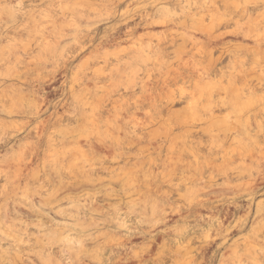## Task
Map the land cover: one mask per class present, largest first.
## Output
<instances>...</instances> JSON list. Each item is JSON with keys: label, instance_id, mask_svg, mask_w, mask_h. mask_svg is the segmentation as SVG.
Instances as JSON below:
<instances>
[{"label": "rangeland", "instance_id": "374dc122", "mask_svg": "<svg viewBox=\"0 0 264 264\" xmlns=\"http://www.w3.org/2000/svg\"><path fill=\"white\" fill-rule=\"evenodd\" d=\"M0 264H264V0H0Z\"/></svg>", "mask_w": 264, "mask_h": 264}]
</instances>
